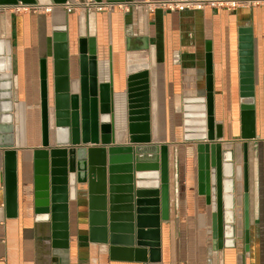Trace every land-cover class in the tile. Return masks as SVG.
<instances>
[{
	"label": "crops",
	"instance_id": "0c3cea01",
	"mask_svg": "<svg viewBox=\"0 0 264 264\" xmlns=\"http://www.w3.org/2000/svg\"><path fill=\"white\" fill-rule=\"evenodd\" d=\"M88 1L67 0L73 8L57 4L49 14L15 13L10 4L0 10V74L10 73L12 84L10 112L0 92V136L9 124L14 140L12 147L0 146V264H264V0H231L228 8L183 12L149 11L142 0H93L108 6L97 10L89 9ZM37 3L53 5L51 0ZM82 39H93L99 82L112 86L115 146L130 145L128 78L147 73L151 144L169 149V219L161 221L160 248L148 263L128 252H112L113 246L103 242L87 184L70 203L66 246L53 238L51 220L37 207L34 152L55 143L51 116L50 144L43 146L42 101L49 102L51 113L60 69L77 84ZM243 58L252 60L257 117V138L247 142V193ZM210 84L223 150L233 153V175L223 177L226 236L221 248L213 237L212 175L201 191L199 141L186 139L206 131L196 117L186 126L185 114L199 116ZM5 114H11V122ZM12 151L17 154L15 211L8 208L6 189V152ZM151 174L145 188L158 184L157 174Z\"/></svg>",
	"mask_w": 264,
	"mask_h": 264
},
{
	"label": "water",
	"instance_id": "95a60500",
	"mask_svg": "<svg viewBox=\"0 0 264 264\" xmlns=\"http://www.w3.org/2000/svg\"><path fill=\"white\" fill-rule=\"evenodd\" d=\"M100 1V0H96ZM36 4L37 0H0V5ZM54 5L67 0H51ZM89 43L90 47L86 48ZM93 39L79 42L80 78L71 84L66 69L56 73V99L53 113L49 102L42 101L43 146H49V123L53 119L54 148L34 152L37 207L50 219L53 238L63 246L68 241L69 208L77 200L78 189L88 186L90 208L96 212L103 242H109L112 252H128L141 263L153 259L160 248L161 221L169 219V149L167 145L152 143L150 115V86L147 73L130 76L127 83V127L129 144L115 146V103L111 84L99 82L97 57ZM241 55L247 56L248 53ZM251 58L241 62V138L245 141L244 175L247 185L248 141L257 138L255 88ZM1 99L11 111V74H0ZM46 91L45 84L43 85ZM206 106L196 116L185 114L186 126L190 120L201 119L198 126L206 127L197 137L186 136L188 141L198 140V165L201 191L209 174L212 175L213 237L221 248L226 236L225 186L223 177L233 175V153L224 151L223 126L216 124L213 113L212 85H208ZM50 115V116H49ZM196 117V118H195ZM11 122V114H5ZM7 124V123H5ZM12 126L2 127L0 146H14ZM188 133V132H187ZM228 157V158H227ZM158 176V184L145 188V184ZM7 205L15 211L17 201V154L6 152ZM246 197V196H245ZM209 201V198H208ZM245 219L247 200L245 199ZM245 230V241H248ZM150 254V257L148 258Z\"/></svg>",
	"mask_w": 264,
	"mask_h": 264
},
{
	"label": "built area",
	"instance_id": "2783aa9c",
	"mask_svg": "<svg viewBox=\"0 0 264 264\" xmlns=\"http://www.w3.org/2000/svg\"><path fill=\"white\" fill-rule=\"evenodd\" d=\"M135 3H137V1ZM141 3H143L146 6V9L149 11L160 9L164 11H179V12L204 11L206 9H224L233 6L234 4L232 3L231 0H142ZM64 5H66L65 7L67 9L74 7L70 3H65ZM5 6L6 5H0V10L3 7L5 8ZM55 6L56 5L54 4L51 6H44L38 3L36 4L18 3L16 5H12L11 8L15 13L28 11L36 14L39 13L49 14L53 11V8ZM86 6L89 9H97V10H103L108 7L93 0L86 2Z\"/></svg>",
	"mask_w": 264,
	"mask_h": 264
},
{
	"label": "rangeland",
	"instance_id": "374dc122",
	"mask_svg": "<svg viewBox=\"0 0 264 264\" xmlns=\"http://www.w3.org/2000/svg\"><path fill=\"white\" fill-rule=\"evenodd\" d=\"M235 137H238V135H237V134H235Z\"/></svg>",
	"mask_w": 264,
	"mask_h": 264
}]
</instances>
